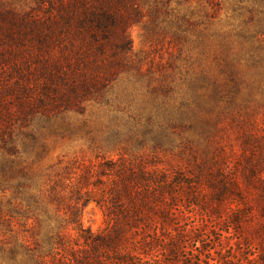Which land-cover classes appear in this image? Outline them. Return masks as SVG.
Segmentation results:
<instances>
[{"label":"rangeland","instance_id":"1","mask_svg":"<svg viewBox=\"0 0 264 264\" xmlns=\"http://www.w3.org/2000/svg\"><path fill=\"white\" fill-rule=\"evenodd\" d=\"M136 2L143 16L126 29L131 73L109 96L132 91L134 111L153 99L184 105L186 127L174 135L166 130L156 148L134 140L142 129L104 104H86L82 113L52 105L42 64L68 39L52 34L44 41L42 0H0V264H71L70 249L81 244L72 213L92 232L105 225L95 201L83 206L82 198L75 206L71 171L96 156L119 155H143L150 167L190 181L178 190L189 191L178 192V231L186 227L190 239L178 247L144 244L146 257L156 256L157 264H264L256 192L245 193L250 216L243 210L237 217L215 199L203 211L188 203L194 193H210L203 175L212 156L223 149L231 165L241 161L243 132L262 136L254 149L264 155V0Z\"/></svg>","mask_w":264,"mask_h":264},{"label":"trees","instance_id":"2","mask_svg":"<svg viewBox=\"0 0 264 264\" xmlns=\"http://www.w3.org/2000/svg\"><path fill=\"white\" fill-rule=\"evenodd\" d=\"M42 2L47 9L39 17V24L47 31L44 41L48 43L52 34L68 39L59 55L49 53L42 64L47 74L43 91L52 105L82 113L86 104H104L115 117L131 120L133 126L142 129L131 134L134 140L141 145L150 141L154 148L162 147L166 130L174 135L178 134V127H186L182 103L172 106L153 99L148 106L141 104L134 111L131 109L135 100L132 91L120 99L109 96L114 83L131 73V46L126 29L143 16L136 0ZM261 137L247 131L242 133L241 161L236 160L234 165L224 156L223 149L212 156L211 166L203 175L210 193L208 196L201 191L194 193L189 205L203 211L215 199L237 217L242 216L243 210L250 216L251 207L244 201L245 193L256 192L259 223L264 230V155H256L254 149ZM258 144L263 146L262 142ZM73 168L79 171L72 169L73 176L69 178L75 206L82 198L83 206L90 200L95 201L103 210L105 225L92 232L74 217L76 212L72 213L70 223L81 244L76 249L71 247V264H157L156 256L146 257L144 244L164 240L178 247V241L190 239L189 229L182 227L178 231V192L182 197L189 192L178 190L183 187L181 182L188 185L190 181H183L177 171L150 167L143 155H119L117 159L96 156L94 161ZM204 179L200 177L196 182L201 184ZM232 195L235 196L229 200ZM227 201L230 205L225 203ZM55 236L56 243H61V231H56Z\"/></svg>","mask_w":264,"mask_h":264}]
</instances>
